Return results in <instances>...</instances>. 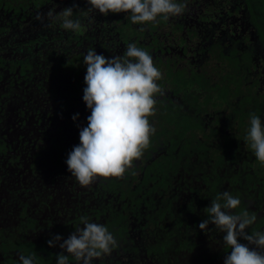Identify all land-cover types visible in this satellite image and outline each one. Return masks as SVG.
Instances as JSON below:
<instances>
[{"label":"trees","instance_id":"trees-1","mask_svg":"<svg viewBox=\"0 0 264 264\" xmlns=\"http://www.w3.org/2000/svg\"><path fill=\"white\" fill-rule=\"evenodd\" d=\"M65 7L80 30L37 20ZM89 7L87 0H0V264L30 253L36 264H56L62 250L47 241L66 239L83 227L81 217L117 240L94 264H223L231 251L224 233L198 227L217 194L239 196L241 209L256 216L247 231L264 230V164L245 141L250 114L264 121V0H186L182 15L144 25ZM129 43L148 51L162 73L148 117L155 131L122 177L82 186L65 160L87 119L65 116L54 125L59 105L48 104L86 86L87 51L111 58ZM47 129L57 137L45 148Z\"/></svg>","mask_w":264,"mask_h":264},{"label":"clouds","instance_id":"clouds-1","mask_svg":"<svg viewBox=\"0 0 264 264\" xmlns=\"http://www.w3.org/2000/svg\"><path fill=\"white\" fill-rule=\"evenodd\" d=\"M88 11L103 15L126 13L133 24L144 25L167 20L184 13L186 0H87ZM56 22L64 30L76 32L81 20L74 18L73 7L59 13L50 9L37 15V20ZM86 66L82 100L90 115L87 125L79 130V143L68 153L65 163L71 176L82 186H88L98 177H122L134 160L139 159L150 144L155 129L148 117L154 114L155 96L161 93L158 83L161 71L153 58L135 43H129L121 56L107 58L89 50L83 57ZM79 114H74L76 121ZM250 125L245 141L250 143L255 158L264 164V121L250 114ZM240 209L239 212L232 210ZM208 218L198 227L206 231L210 224L223 235V244L230 248L223 264H264V230L249 233L256 216L241 209L239 196L224 191L216 195L207 207ZM66 239L56 234L47 241L49 247L57 244L61 252L56 264H94V260L108 255L117 247V240L103 224L81 217ZM243 239L247 244L240 243ZM62 241V242H61ZM253 245L254 247H249ZM19 264H36L34 253L19 256Z\"/></svg>","mask_w":264,"mask_h":264},{"label":"flooded vegetation","instance_id":"flooded-vegetation-1","mask_svg":"<svg viewBox=\"0 0 264 264\" xmlns=\"http://www.w3.org/2000/svg\"><path fill=\"white\" fill-rule=\"evenodd\" d=\"M26 30H27V28H26ZM39 48H40V46H39ZM51 58H52V56H51ZM72 87L73 86H71V88H69L68 91H65V95L64 96H59V95H56L55 94L57 100H54L53 102H50L48 104V107L51 110H52V108H55V106H56L57 103L59 105L58 106L59 108L57 107V109L55 108V109L52 110V111H55V110L57 111L56 114H55L54 125H58V123L61 121V118L65 117V116H66V119H67L69 117H73L74 114H77L78 113L79 116L80 115H81V117H84L85 116V118L87 119V117L90 115V113H88V114H85V112L83 113V111H85V109L87 107H86L84 101L81 99V97H79V92L83 96V88L84 87L83 86H75L74 87L75 90ZM37 89H38V92L39 93L41 92V89L39 88V86H37L36 89H35L36 94H37ZM43 103H45V107H46V99L43 101ZM62 113L65 114V115L62 116ZM62 121L59 123V125L62 123ZM22 129H23V127L19 128V129H14V130L15 131H20ZM23 130L25 131V129H23ZM53 132H54V136L57 137V131H55V130L47 129V130L44 131L45 135L42 137L41 144L45 148L48 147V146H50V143H51L50 138L53 135ZM98 198H100V197L98 196Z\"/></svg>","mask_w":264,"mask_h":264}]
</instances>
